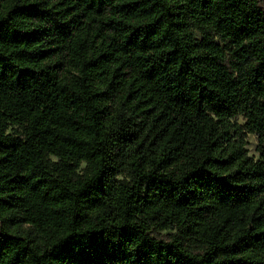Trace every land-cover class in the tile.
Listing matches in <instances>:
<instances>
[{
  "label": "trees",
  "instance_id": "trees-1",
  "mask_svg": "<svg viewBox=\"0 0 264 264\" xmlns=\"http://www.w3.org/2000/svg\"><path fill=\"white\" fill-rule=\"evenodd\" d=\"M0 264H264V0H0Z\"/></svg>",
  "mask_w": 264,
  "mask_h": 264
},
{
  "label": "rangeland",
  "instance_id": "rangeland-1",
  "mask_svg": "<svg viewBox=\"0 0 264 264\" xmlns=\"http://www.w3.org/2000/svg\"><path fill=\"white\" fill-rule=\"evenodd\" d=\"M256 145H257L256 137L253 134H248L246 148L248 150V154L255 159L258 158V152L256 151ZM167 233H168L167 231L161 232L162 235H165Z\"/></svg>",
  "mask_w": 264,
  "mask_h": 264
}]
</instances>
